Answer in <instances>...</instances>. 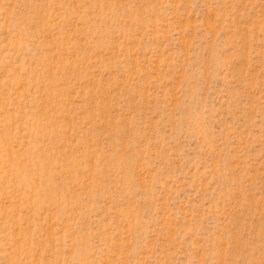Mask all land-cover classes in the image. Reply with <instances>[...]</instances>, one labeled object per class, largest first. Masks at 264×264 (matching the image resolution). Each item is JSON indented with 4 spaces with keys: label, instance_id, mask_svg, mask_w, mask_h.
Segmentation results:
<instances>
[{
    "label": "rangeland",
    "instance_id": "obj_1",
    "mask_svg": "<svg viewBox=\"0 0 264 264\" xmlns=\"http://www.w3.org/2000/svg\"><path fill=\"white\" fill-rule=\"evenodd\" d=\"M0 264H264V0H0Z\"/></svg>",
    "mask_w": 264,
    "mask_h": 264
}]
</instances>
